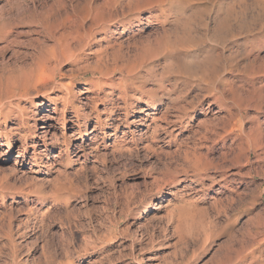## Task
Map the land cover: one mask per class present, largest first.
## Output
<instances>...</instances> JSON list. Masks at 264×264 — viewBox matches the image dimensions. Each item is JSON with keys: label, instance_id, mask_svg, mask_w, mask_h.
Instances as JSON below:
<instances>
[{"label": "rangeland", "instance_id": "rangeland-1", "mask_svg": "<svg viewBox=\"0 0 264 264\" xmlns=\"http://www.w3.org/2000/svg\"><path fill=\"white\" fill-rule=\"evenodd\" d=\"M0 133V264H264V0H0Z\"/></svg>", "mask_w": 264, "mask_h": 264}, {"label": "bare ground", "instance_id": "bare-ground-1", "mask_svg": "<svg viewBox=\"0 0 264 264\" xmlns=\"http://www.w3.org/2000/svg\"><path fill=\"white\" fill-rule=\"evenodd\" d=\"M75 28H76V30H74ZM65 30L58 34V36L55 38V41H60V40H63V39H67V37L70 36V35L68 36V34H71V33H75V34H77L76 36H78L79 32H81V31L84 32V33L86 32L84 27H83V25L81 23L79 25H75V26L72 24L69 27H66ZM79 38H81V37H79ZM69 39H67L64 51L67 52L68 54L72 55L73 51L71 50V45H72V41L74 40V37L69 38ZM103 51H104L103 49H100L97 53L101 54ZM63 59H64V55H60L58 57H54L50 62L47 63V66L49 67V65H51L52 63H55L56 64L55 69H56L61 64ZM74 62L76 63V65L74 67L76 69L71 72V76L72 77L69 78L70 82H72V80H74V78L76 77V76L74 77L75 73L77 74L81 70L87 69V68H82L80 66V64H79L80 60L79 59L74 60ZM47 66H46V63L38 65V70H37V72H36V74L34 76L32 74L31 75H26V76H24V78L22 80H20L19 85H20L21 92H22L21 96L24 97L26 100H29L30 103H32L33 98H36L38 96H42L46 100V102L49 103V105L52 106V109H51L52 111L51 112H52V114L56 115V118H53V120H55L58 123L60 129L63 130V133H64L63 136H62L63 137L62 138L63 139V141H62V143H63V153L67 154L69 152V147H71L70 146L71 144H69V138H67L66 135H65V131H66V127H67V110L74 108V110L72 111L71 115H72L73 118H75V122H76L75 125H77L78 128H81L80 127V123H79L80 121H83L85 125L87 124L88 114L84 113V112H81L80 109H79L80 107L75 108V105L73 103L75 98L71 94L72 83H68V84L65 85V84H62V83L57 81L56 75L49 76L47 74ZM99 67H102L101 69H107L108 68V64H107V62H105V63H102L101 66H99ZM93 84L94 83H91V82L88 83V84H84V85L88 86V88H86V90L90 91V89H91L90 86H94ZM97 86L100 87L101 83L97 82ZM57 87H59L61 89L59 91L60 94H61L60 95L61 96L60 100L59 99H52L49 96L50 94H52L53 89L57 88ZM97 92H98V95H99L100 94L99 91H97ZM101 93L103 94V92H101ZM120 94H121V92H120ZM118 97H120V96H118ZM59 101H60V104H61V108L60 109L57 108V103ZM58 110H59V112H58ZM39 111L41 112L42 109H40ZM93 112L95 114V117H94L95 123H98V124L102 123V121H100V115L101 114L98 111L97 104L94 105ZM111 114H113L112 111H111ZM3 120L5 122L7 120V118L3 117ZM151 120H152V118H151ZM43 125H45L44 122L42 123L41 126H38V127L34 124L32 126V128H33L34 131L35 130H42V129L46 128ZM33 134H34V138H31L29 140L26 139L27 137L23 138L22 144L20 145V151L22 153L21 156H23V157L20 159V162L21 163L24 162V157L28 153V150H31L32 151L31 152L32 153V159H31V162H30V167H38L39 163H40L39 162L40 159H39V152H37V147L38 148L41 147L43 149V151L48 155V157H50V154L48 152L54 153L55 152V148L52 147L50 143H47L44 139H40L42 137H40V138L37 137L36 132H34ZM0 137L2 138L1 141H3V143L0 142V146L5 144L6 147L8 148L10 146V144H11L10 138L6 136V133H3V134L0 133ZM84 138H85V136H84ZM35 140H38V143H36ZM28 143L32 144L31 147L27 145ZM61 151H62V149L61 150L59 149V151H57V153H58L57 155H60ZM53 157L54 156H51L50 160H53L52 159Z\"/></svg>", "mask_w": 264, "mask_h": 264}]
</instances>
